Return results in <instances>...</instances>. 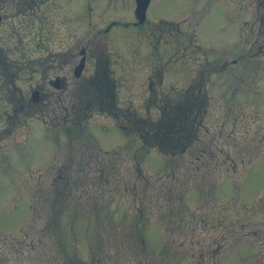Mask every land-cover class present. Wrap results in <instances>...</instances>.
I'll return each mask as SVG.
<instances>
[{
    "label": "rangeland",
    "instance_id": "rangeland-1",
    "mask_svg": "<svg viewBox=\"0 0 264 264\" xmlns=\"http://www.w3.org/2000/svg\"><path fill=\"white\" fill-rule=\"evenodd\" d=\"M64 1L62 46L97 44L114 68L117 106L68 112L86 96L69 71L63 90L74 104L62 111L60 155L41 143L19 169L0 152V264H264L258 0H150L137 24L135 0H90L89 22L74 13L81 0ZM153 67L163 74L157 88L200 99L177 144L141 138L124 115L131 98L147 115L137 103Z\"/></svg>",
    "mask_w": 264,
    "mask_h": 264
},
{
    "label": "flooded vegetation",
    "instance_id": "flooded-vegetation-1",
    "mask_svg": "<svg viewBox=\"0 0 264 264\" xmlns=\"http://www.w3.org/2000/svg\"><path fill=\"white\" fill-rule=\"evenodd\" d=\"M89 1L81 0L79 11L74 12L75 15L85 16L87 22L92 14ZM63 3L66 2L0 0V152L4 153L2 156L15 159V167L19 169L26 158L43 153L44 145L41 143L52 141L54 151L50 149L51 156L60 155V150L55 147L61 140L62 111L74 104L68 97L69 93L65 94L63 90L69 71L81 77L78 88L86 96L78 108L68 112L90 108L89 114L92 115L117 106L114 68L103 56L99 60L95 54L97 44L87 39L86 43L76 42L67 48L62 46ZM113 18L117 17L111 16ZM105 22L109 21L102 20L103 24ZM133 22L137 24L135 20ZM185 43L189 42L183 41L181 46L184 47ZM159 69H150L146 78L148 93L140 95L142 98L137 103V106H142L144 101L147 115L154 110L158 112V117L148 118L137 113L132 98L125 109L126 120L132 122L141 138L155 136L164 121L173 126V118H179L178 123L182 118L189 124L198 119L200 99L186 91H181V97L180 94L172 97L157 88L163 75ZM87 83H92L91 87L95 88L93 93L85 91ZM91 94L101 96V101L91 99ZM63 99L67 102L64 103ZM92 105L94 108L91 109ZM128 123H120L127 134ZM36 146L40 153H36Z\"/></svg>",
    "mask_w": 264,
    "mask_h": 264
},
{
    "label": "trees",
    "instance_id": "trees-1",
    "mask_svg": "<svg viewBox=\"0 0 264 264\" xmlns=\"http://www.w3.org/2000/svg\"><path fill=\"white\" fill-rule=\"evenodd\" d=\"M257 8L258 7H262L264 9V0H258L257 2ZM258 11V18L259 19H263V14L260 13L259 10ZM255 53H259V54H264V45L262 44V46H259L257 49H256V52ZM181 126H178L177 129H176V138H178L179 140H181V135H183V128L185 125H188V121L187 120H182V122H180ZM168 130V131H167ZM167 133L169 134L170 133V130L169 129H163V128H160L158 129L157 131V134L159 136H165L167 135Z\"/></svg>",
    "mask_w": 264,
    "mask_h": 264
},
{
    "label": "water",
    "instance_id": "water-1",
    "mask_svg": "<svg viewBox=\"0 0 264 264\" xmlns=\"http://www.w3.org/2000/svg\"><path fill=\"white\" fill-rule=\"evenodd\" d=\"M149 0H136V14L138 15V20L141 22L145 18V10L148 6Z\"/></svg>",
    "mask_w": 264,
    "mask_h": 264
}]
</instances>
